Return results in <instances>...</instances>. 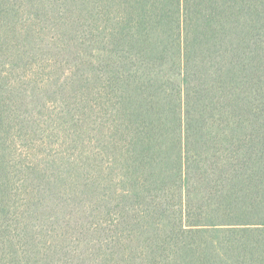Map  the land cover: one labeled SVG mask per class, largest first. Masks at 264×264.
<instances>
[{
	"label": "trees",
	"instance_id": "1",
	"mask_svg": "<svg viewBox=\"0 0 264 264\" xmlns=\"http://www.w3.org/2000/svg\"><path fill=\"white\" fill-rule=\"evenodd\" d=\"M0 264H264V0H0Z\"/></svg>",
	"mask_w": 264,
	"mask_h": 264
}]
</instances>
